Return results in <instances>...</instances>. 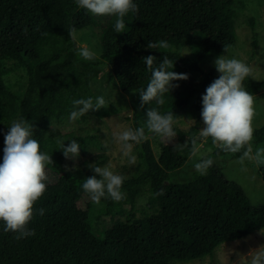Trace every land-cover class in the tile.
<instances>
[{"label":"trees","instance_id":"16d2710c","mask_svg":"<svg viewBox=\"0 0 264 264\" xmlns=\"http://www.w3.org/2000/svg\"><path fill=\"white\" fill-rule=\"evenodd\" d=\"M138 11H129L123 32H114L116 16L99 31V59L86 61L78 53L68 30L85 28L95 23V16L78 8L75 0H0V163L3 162L4 135L13 119L23 116L36 125L35 138L42 152L51 153L53 165L47 169L57 178L48 185L42 197L33 205L34 215L29 228L35 235L16 240L14 233L3 231L0 221V264H169L173 261H197L211 255L223 243L247 237L264 228V199L252 204L242 186L230 180L216 158L226 154L214 149V164L206 175L194 174L186 181L176 182L169 174L182 166L191 154V139L198 137L202 94L218 78L214 67L202 71L201 64L226 54L235 46L234 0H134ZM252 52L258 45V34L251 19ZM148 41L167 47L148 49ZM228 51L223 53V48ZM188 49L185 53L184 50ZM154 55L156 64L167 57L174 61L169 71L189 74L200 72L199 82H175L177 87L165 92L164 103L155 100L135 108L134 125L143 126L140 117L148 108L163 114H174L193 99L196 122L188 129L176 127L177 136L170 142L164 137L154 154L148 138L136 145L137 163L133 174L122 189L135 204L134 185L150 179V187L158 203L159 213L132 223L116 222L100 234L93 231L92 222L109 214L113 204L102 199L101 207L82 190L87 176L93 174L86 165L66 170L62 151L46 147L48 138L61 134L50 130L52 120L70 116L74 99L96 96L90 83L106 64L121 91L137 92L146 88L151 73L142 57ZM25 68L28 76L24 91L12 88L4 80L9 69L6 62ZM249 63V60H247ZM155 66V65H154ZM246 89L253 95L264 90V80L250 76ZM146 117V115H145ZM147 119V117H146ZM157 138L158 135L147 133ZM92 134H75L84 150ZM188 141L182 151L174 144ZM201 138L197 140L200 143ZM253 148L264 147V123L255 128ZM232 154V153H231ZM240 157L242 153L232 154ZM107 154L93 158L103 165ZM264 182V166L258 171ZM163 190V195H157ZM79 202L83 206H79ZM44 208V215L36 209Z\"/></svg>","mask_w":264,"mask_h":264},{"label":"clouds","instance_id":"9594fccd","mask_svg":"<svg viewBox=\"0 0 264 264\" xmlns=\"http://www.w3.org/2000/svg\"><path fill=\"white\" fill-rule=\"evenodd\" d=\"M78 8L86 9L97 16H116L114 32H123L126 27L125 15L131 11H138V5L134 0H75ZM73 41L78 39L75 27L68 30ZM167 47L161 41L159 44L148 41L146 48L157 49ZM228 51L223 48V53ZM86 61L99 59V54L86 44L82 45L78 53ZM151 73L146 88L139 91L140 105L144 107L155 100L162 105L165 92H169L178 85L173 81L186 80L188 74L169 71L174 67V61L164 57L156 64L157 57L148 55L141 58ZM216 71L219 73L202 94V109L200 112L204 127L198 130L199 136L191 139L190 159H195L193 169L199 175H206L214 164V159L209 157L197 158L200 146L199 138L211 137L212 144L225 153H242L238 162L243 165L245 160L255 161L257 165L264 164V147L256 148L253 152L252 141L254 139L253 118L256 115L254 109V95L245 86V81L252 74L251 65L234 56L218 55L214 61ZM155 65V66H154ZM108 102L104 96L95 98L89 96L86 99H74L69 121L76 122L89 111H96L101 107L107 108ZM147 133L159 135L172 141L177 136L176 116L172 111L161 114L156 108H148L146 111ZM193 125L195 121L191 119ZM36 125L33 121L20 116L13 119L8 125V131L4 135L3 162L0 163V221H3V231L14 233V239L20 240L35 235V229L29 228L34 209L33 205L43 196L49 182L47 166L53 165L51 153L42 152L40 143L35 138ZM113 138L120 146V154L127 158L129 165L137 163V156L133 154L134 145L142 144L149 137L146 135L145 126L128 127L123 131L113 133ZM58 150L64 157L76 159L79 156L80 144L77 140H57ZM107 146V145H106ZM174 147L181 151L188 147V141L183 144L176 143ZM56 150V149H55ZM93 172L87 176L82 184V190L97 205L102 199H110L120 202L126 199V193L122 191L124 181L128 177L114 170L112 165L103 167L95 163L86 165ZM67 170V169H66ZM163 195V190L157 193ZM36 214L44 215L45 209H36ZM246 264H264V244L251 249L245 256Z\"/></svg>","mask_w":264,"mask_h":264},{"label":"rangeland","instance_id":"374dc122","mask_svg":"<svg viewBox=\"0 0 264 264\" xmlns=\"http://www.w3.org/2000/svg\"><path fill=\"white\" fill-rule=\"evenodd\" d=\"M233 7L235 11V46L225 55L229 57L234 56L237 59L245 61L249 60V64L253 69L252 78L264 80V0H234ZM94 16V24L76 30L78 39L75 41V44L79 49L82 45L86 44L89 48L100 54L99 31L108 22L110 16ZM251 19L254 21V29L258 34V45L254 49L252 56V28L249 22ZM184 52L187 53L188 49H185ZM214 59L201 64L202 71H206L211 67L215 68ZM6 67L9 71L4 76L5 82L12 88L24 91L28 81L25 68L16 66L11 61L6 62ZM188 77L189 83L199 82L202 74L200 72H192ZM172 83L175 84V82ZM90 86L91 91L96 97H105L108 102L107 108L101 107L96 111L90 110L87 115L76 122H70L69 117L61 121L52 120L50 122V130L59 128L61 134L54 138H48L46 147L51 151H56L58 148L57 140H65L75 134H92L95 137L87 142L84 150H79V156L76 159L67 158L64 164L65 168L73 170L83 167L92 163L94 157L100 154H107V160L100 166L103 167L110 164L115 171L129 178L133 174L136 164L129 165L127 158L120 154V146L113 138V133L123 131L128 127L136 128L133 117L135 108L140 107L139 93H125L121 91L118 84L114 82L110 75L109 64H106L99 74L92 79ZM193 99L194 97L175 114L178 116L176 118V127L185 130L193 125L191 119L196 122ZM254 99L256 115L253 118V127L255 129L264 123V90L255 94ZM140 121L146 128L145 115L142 114ZM202 127H204V124L200 116L199 129ZM149 139L153 152L157 155L158 142L162 140V137L158 135L155 138L153 135H149ZM198 145L200 146V150L197 153V158L210 153L215 147L212 144L211 137L206 139L201 138ZM255 150L256 148H253V152ZM133 154L136 155V145L133 147ZM238 159L239 157L226 153L216 158V162L223 168L226 177L239 183L251 203L256 204L264 199V182L257 172L264 164L257 165L255 161L246 159L244 164L241 165ZM194 162L195 159H190L189 156L182 166L169 174L170 180L182 182L197 174L193 169ZM47 172L49 176L47 186L53 185L57 176L48 169ZM134 187L137 188L135 204H130V196L127 194L126 199L120 202L113 201V204L109 207L108 215L98 216V218L96 217L93 220V231L96 234H100L104 229L111 227L116 222L132 223L137 219L148 218L153 214L159 213L158 203L155 199L156 196L150 187V179L144 180L140 184L134 185ZM122 191L124 190L122 189ZM79 206L82 207L83 203L79 202ZM94 206L95 209L101 207L100 204H95ZM262 244H264V228L253 231L245 238L221 244L211 255L206 256L204 259L189 262L173 261L169 264H246L245 256L247 253Z\"/></svg>","mask_w":264,"mask_h":264}]
</instances>
